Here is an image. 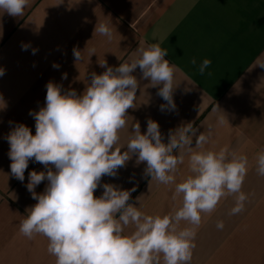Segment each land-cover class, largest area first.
I'll return each mask as SVG.
<instances>
[{
  "label": "crops",
  "instance_id": "1",
  "mask_svg": "<svg viewBox=\"0 0 264 264\" xmlns=\"http://www.w3.org/2000/svg\"><path fill=\"white\" fill-rule=\"evenodd\" d=\"M106 19L114 26L111 41L94 33L97 23ZM160 40L168 50L165 58L179 69L173 96L177 108L161 111L166 102L157 95L160 86L151 87L137 68L133 74L140 87L137 107L128 109L129 132L138 122L145 133L152 119L167 143L169 130L182 124L193 122L200 132L215 124L218 114L212 108L219 105L229 124L217 129L214 141L217 147L227 143L248 155L253 168L242 190L250 195L245 210L237 215H229L234 197L221 201L198 232L191 264H264V177L256 174L254 166L256 154L264 150V68L258 65L264 62V0H31L22 17L0 13V67L5 69L0 96L7 105L0 110V264L55 262L44 237L27 240L19 235L26 209L37 203L26 188L28 174L46 169L30 161L24 182L11 176L5 139L11 127L23 123L35 134L29 111L45 105L49 81L82 94L93 72L106 71L99 62L105 59L108 66L118 67L139 46ZM22 44L30 47L22 50ZM74 48L86 49L81 63L74 59ZM91 48L96 54L88 58ZM193 57L195 65L190 62ZM205 58L211 64L201 75L198 69ZM64 73L67 79H62ZM127 137L125 129L122 142ZM145 167L146 163L136 164L133 156L116 177L104 176L101 184L125 190L136 187L129 202L142 205L148 214L170 211L171 191L155 181L149 189L151 177L143 176ZM180 167L186 174L187 165ZM46 184L41 182L36 192L42 193ZM102 192L98 187L94 195ZM220 220L222 230L216 227Z\"/></svg>",
  "mask_w": 264,
  "mask_h": 264
},
{
  "label": "clouds",
  "instance_id": "2",
  "mask_svg": "<svg viewBox=\"0 0 264 264\" xmlns=\"http://www.w3.org/2000/svg\"><path fill=\"white\" fill-rule=\"evenodd\" d=\"M30 4L31 0H0V13L22 17ZM113 30L111 20L106 19L97 23L94 33L111 41ZM162 42L139 46L118 67L108 66L105 59L99 62L106 71L93 72L82 94L49 81L45 105L29 111L35 134L25 124L16 123L5 137L12 177L24 182L30 161L46 169L28 174L26 188L37 203L26 209L19 235L27 240L44 237L54 264H191L198 232L221 201L234 197L229 215L245 210L250 194L242 188L253 163L243 150L230 144L217 147V129L229 124L219 105L212 108L218 114L215 124L209 123L202 132L193 122L182 124L169 130L167 143L152 119L145 133L138 122L129 132L128 109L137 107L140 87L133 74L137 68L151 87L160 86L157 95L166 102L160 110L177 108L173 96L179 69L165 58L168 50L161 47ZM29 47L22 44V50ZM85 50L73 49L76 63L84 61ZM36 51L32 49L33 54ZM87 52L88 58L96 54L95 48ZM190 62L195 65L196 58ZM210 64L205 58L199 73L204 75ZM258 65L264 68V62ZM4 74L0 67V76ZM62 79H67V73ZM6 107L0 96V110ZM125 129L128 137L122 142ZM133 156L136 164L146 163L143 176L151 177L149 189L155 181L171 191L170 211L148 214L142 205L129 202L136 187L125 190L101 184L104 176L116 177ZM185 164L186 174L180 167ZM254 166L256 174L264 177V150L256 154ZM43 181H47L44 191L37 193ZM98 187L103 192L96 197ZM216 227L222 230L224 222L217 221Z\"/></svg>",
  "mask_w": 264,
  "mask_h": 264
}]
</instances>
